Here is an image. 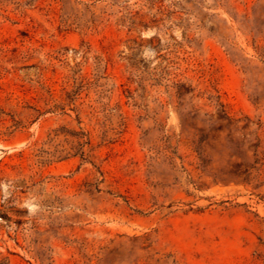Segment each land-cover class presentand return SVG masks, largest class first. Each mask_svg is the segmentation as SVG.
<instances>
[{
	"label": "rangeland",
	"instance_id": "374dc122",
	"mask_svg": "<svg viewBox=\"0 0 264 264\" xmlns=\"http://www.w3.org/2000/svg\"><path fill=\"white\" fill-rule=\"evenodd\" d=\"M0 264H264V0H0Z\"/></svg>",
	"mask_w": 264,
	"mask_h": 264
}]
</instances>
